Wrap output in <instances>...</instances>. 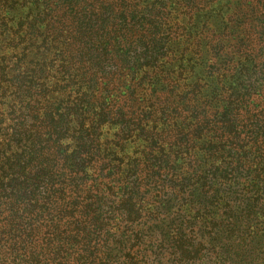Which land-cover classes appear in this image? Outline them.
Wrapping results in <instances>:
<instances>
[{
	"label": "trees",
	"instance_id": "16d2710c",
	"mask_svg": "<svg viewBox=\"0 0 264 264\" xmlns=\"http://www.w3.org/2000/svg\"><path fill=\"white\" fill-rule=\"evenodd\" d=\"M0 264H264V0H0Z\"/></svg>",
	"mask_w": 264,
	"mask_h": 264
}]
</instances>
